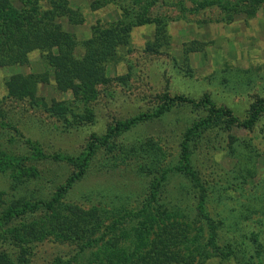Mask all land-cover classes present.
<instances>
[{"label": "rangeland", "instance_id": "rangeland-1", "mask_svg": "<svg viewBox=\"0 0 264 264\" xmlns=\"http://www.w3.org/2000/svg\"><path fill=\"white\" fill-rule=\"evenodd\" d=\"M68 2L83 21L57 23L77 42L76 58L102 29L131 26V42L108 65L93 99L60 92L46 52H32L27 65L0 68V218L14 201L49 203L65 189L53 209L40 205L0 222V255L8 264H90L109 256L113 264H135L160 226L173 221L183 235L170 248L187 264H264V113L249 129L222 118L192 131L207 117L206 107L175 105L105 140L116 124L155 114L166 96L197 103L208 97L246 122L264 100V0ZM156 20L167 24L171 45L151 53L146 45L154 41ZM17 74L48 77L36 101L8 93L6 82ZM92 135L100 142L88 156ZM148 141L154 154L128 153ZM184 146L192 174L176 169ZM69 206L106 215L92 242L25 234L26 225L68 216Z\"/></svg>", "mask_w": 264, "mask_h": 264}, {"label": "trees", "instance_id": "trees-1", "mask_svg": "<svg viewBox=\"0 0 264 264\" xmlns=\"http://www.w3.org/2000/svg\"><path fill=\"white\" fill-rule=\"evenodd\" d=\"M18 1L22 5L20 9L13 7L8 0H0V68L27 65L29 63V55L32 52L43 51L47 53L45 60L56 71L55 81L60 92L71 91L89 99L95 98L97 94L96 86L106 81L108 65L116 60L121 48L130 45L132 27L119 25L96 32L92 38L83 43L85 54L83 58L78 59L75 56L78 46L77 42L71 34L64 31L62 26L57 23V20L61 17H67L73 24H79L83 21L78 12L70 8L68 0ZM42 3H46L48 9H44ZM151 5H154V2ZM155 23V38L154 41L146 45V50L151 53H160L163 48L170 47V36L168 35L165 22L156 20ZM190 49L192 51H202L203 45L192 44ZM40 83L47 84L48 77L36 74H17L11 76L6 82V86L10 95L28 97L32 101H36L37 88ZM183 104L203 105L208 112L207 117L199 125H195L191 129L192 131L202 126L214 125V121L222 118L226 119L231 126L236 125L249 129L256 124L258 117L264 113V100H259L252 106L250 118L246 122L240 123L230 109L218 108L208 97L197 103L184 96H175L173 98L166 96L164 106L155 114L137 117L126 123L116 124L105 140L119 134L122 130H129L143 119L161 116L171 107ZM192 131L189 132L188 138ZM99 142L100 140L95 135L91 136L88 156L95 151ZM185 147L184 151L186 152L182 156V163L176 169L192 174L193 172L189 167V153L186 150L187 147L186 149ZM156 151L157 147L148 141L128 153L139 157L143 154H154ZM85 162H83L82 167H84ZM82 173L83 169L81 168L68 181V186L79 179ZM64 191L65 189H60L57 197L49 203L31 204L21 200L14 201L0 218V222L9 224L27 211H32L40 205L53 209ZM156 199L157 195L153 192L151 200L155 202ZM203 203L204 200H201V206H204ZM3 204L4 201L0 193V211ZM67 211L69 213L68 216L55 219L50 224L39 225L33 223L24 225L27 228L25 234L34 240L54 237L57 240L66 241L86 240L89 243L93 241V236L105 224L106 215L102 216L98 209L86 211L79 207L69 206ZM201 213L208 221H211L209 217H206L205 212ZM181 235H183L182 229L179 225L174 224L173 221L162 224L156 234L155 241H152L151 250L145 256L137 257L135 264H187L189 260L183 259L182 256L170 248L182 241ZM95 259L90 264H113L114 262L110 256L106 260ZM57 263H61V260ZM117 263L129 264L128 260L125 262L118 261ZM190 263L192 264V262ZM0 264H8L6 256L0 255Z\"/></svg>", "mask_w": 264, "mask_h": 264}]
</instances>
